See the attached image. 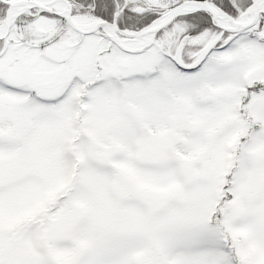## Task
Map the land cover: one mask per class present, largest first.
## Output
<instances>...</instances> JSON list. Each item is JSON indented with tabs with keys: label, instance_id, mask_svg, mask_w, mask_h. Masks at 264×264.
<instances>
[{
	"label": "snow or ice",
	"instance_id": "snow-or-ice-1",
	"mask_svg": "<svg viewBox=\"0 0 264 264\" xmlns=\"http://www.w3.org/2000/svg\"><path fill=\"white\" fill-rule=\"evenodd\" d=\"M0 264H264V0H0Z\"/></svg>",
	"mask_w": 264,
	"mask_h": 264
}]
</instances>
